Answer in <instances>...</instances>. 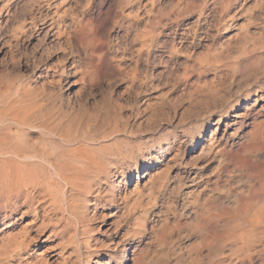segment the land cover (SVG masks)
I'll return each mask as SVG.
<instances>
[{"label": "rangeland", "instance_id": "374dc122", "mask_svg": "<svg viewBox=\"0 0 264 264\" xmlns=\"http://www.w3.org/2000/svg\"><path fill=\"white\" fill-rule=\"evenodd\" d=\"M0 97L77 124L109 177L24 213L0 264H238L219 246L264 229V0H0Z\"/></svg>", "mask_w": 264, "mask_h": 264}, {"label": "bare ground", "instance_id": "6f19581e", "mask_svg": "<svg viewBox=\"0 0 264 264\" xmlns=\"http://www.w3.org/2000/svg\"><path fill=\"white\" fill-rule=\"evenodd\" d=\"M86 25L85 23L82 25V22L81 24L80 22L77 23L73 28V32L66 35L67 39L76 40L79 44H82V46L95 45V36L85 32ZM96 52L98 53L97 50ZM5 96H8V94ZM24 101L23 103H25ZM42 105L43 102L41 104L40 101L38 102L37 100L34 104H29V102L22 104L20 100L12 101L9 100V98L4 100V98L0 97V257L3 256V249L7 250L11 247L10 245L14 239V235L9 231H13V227L22 219L24 213L33 214L32 222L40 221V217L45 218L49 210L47 207L55 204H53V200L55 202V197H58V193L62 194V196H59L63 197V199L69 196L70 198L74 196L73 199H76L75 197L79 195V197L85 196L83 197L84 199H81L86 204L91 201L96 202L102 197L104 190L103 186L105 187L104 184L109 179V177H106L107 174H104L105 177L99 176L100 169H106L104 167L105 163L103 168H100V163L103 161H101V159L104 157L102 149L98 147V145L96 146L86 143L85 141L83 142L82 133L81 131L78 132V127H74L75 123H68L69 121H65L64 118L61 117L62 115H54L55 112L54 114L47 113V110V112H45ZM64 115L66 116V114H63V116ZM73 118L75 119V117ZM66 119L69 120L70 118L68 119L66 116ZM74 119L71 118L72 122ZM80 123H82V121ZM75 126H77V124H75ZM86 126L84 130L85 135L89 129V125L87 124ZM29 130L37 131L39 136L48 135L50 137L49 143L51 148L47 150L44 143H42L43 139L40 142V147L33 145L36 142L33 143L28 137L27 131ZM84 140H86V137ZM35 147H38V149ZM214 149L216 152L220 153V155H223V148L215 147ZM211 150L212 148L209 149V151ZM143 163L144 165H135L132 170L139 174L142 168L145 169L149 167V164H146V162ZM106 172L103 171L102 174ZM121 175V180L125 184H128L133 174L130 169L125 173H121ZM55 188H57L58 191L53 192ZM108 188L109 187H107V189ZM89 196H94L95 199L90 200ZM59 199L61 201V198ZM84 206L85 205H83V207ZM56 207L59 209V206ZM85 208H83L84 211ZM68 209H70V207ZM70 210L72 213V209ZM64 211H67V209ZM222 218H224V216L220 215L215 219H211L214 223L212 228L214 232L217 230V223ZM254 220L256 223L264 224L263 217L260 214H255ZM43 222V220L40 221V224ZM202 228L205 229L204 227ZM227 230L230 231V228H227ZM258 235L260 239H262L264 236V229L254 233L253 238L248 237L245 240H239L241 238L231 236L232 238L230 237V240L228 239L223 242L219 247L220 249L228 247L230 255H234V259L239 260L240 263L237 262L238 264H244L245 262H247V264H253L252 258H260V252L264 249V246L261 244V250H257L259 245L256 247V243L260 242L257 238ZM248 236H250V232H248ZM28 240L27 242L25 241L26 243L24 241L22 242V245L25 244L24 246H26V248L29 246ZM203 241L207 246H210L212 242L211 240L207 241V239ZM216 248L218 251V247Z\"/></svg>", "mask_w": 264, "mask_h": 264}]
</instances>
